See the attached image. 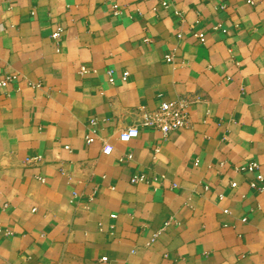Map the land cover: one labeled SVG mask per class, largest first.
Segmentation results:
<instances>
[{
	"label": "crops",
	"instance_id": "1",
	"mask_svg": "<svg viewBox=\"0 0 264 264\" xmlns=\"http://www.w3.org/2000/svg\"><path fill=\"white\" fill-rule=\"evenodd\" d=\"M10 74L0 264H264V0H0ZM182 95L189 126L119 140Z\"/></svg>",
	"mask_w": 264,
	"mask_h": 264
},
{
	"label": "built area",
	"instance_id": "2",
	"mask_svg": "<svg viewBox=\"0 0 264 264\" xmlns=\"http://www.w3.org/2000/svg\"><path fill=\"white\" fill-rule=\"evenodd\" d=\"M162 5L166 6L167 2L163 1ZM114 12L118 11V5L113 4ZM179 14V12H177ZM219 25H217L218 27ZM61 27L58 26L55 31L52 33L53 38H57L60 34ZM194 36H196L200 41H204L205 36L204 33L198 32L194 33ZM146 40H148L146 38ZM167 60H170L171 57L167 56ZM86 71V68L84 66H81L80 68V74H83ZM109 80L110 82H113L114 78L112 76V70H108ZM128 75V72L125 71L122 74V79H126ZM16 79V74H10L4 76L2 79H0V86H5L7 83L13 81ZM196 101V98L194 96L190 95H182L179 96L173 100L165 101L160 103L157 107L149 109L145 106H138L133 109V119L131 122L126 125L123 129L120 130L118 138L122 142H128L130 139L137 137L139 132L140 126H149L153 127L155 129H158L161 131L162 135L166 137L171 131L181 128V127H187L190 125V114H189V105ZM91 124L95 123V119H90L89 121ZM127 137V139H125ZM86 141L92 142L93 137L87 136ZM113 147L111 144L105 143L102 146V152L104 154H110ZM158 152V147L154 148V153ZM122 158L131 159V154H127ZM121 158V159H122ZM36 159V158H33ZM197 160L195 161V164H197ZM242 169L247 171H255L258 169V164L256 162L248 163L246 166L242 167ZM145 179V176L143 174H134L130 178L131 183H137L141 182ZM250 186L252 188H255L259 191H264V176L261 172H257L255 175V178L250 180L249 182ZM175 185V184H174ZM232 187L236 186V182L231 183ZM227 212V210H224ZM242 220H245L243 218ZM167 224V222L165 223ZM2 227L0 225V232L2 231ZM5 234L10 233L9 231L5 230ZM105 260V257L103 258Z\"/></svg>",
	"mask_w": 264,
	"mask_h": 264
},
{
	"label": "snow or ice",
	"instance_id": "3",
	"mask_svg": "<svg viewBox=\"0 0 264 264\" xmlns=\"http://www.w3.org/2000/svg\"><path fill=\"white\" fill-rule=\"evenodd\" d=\"M125 139H127V137H125Z\"/></svg>",
	"mask_w": 264,
	"mask_h": 264
}]
</instances>
